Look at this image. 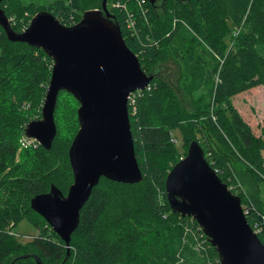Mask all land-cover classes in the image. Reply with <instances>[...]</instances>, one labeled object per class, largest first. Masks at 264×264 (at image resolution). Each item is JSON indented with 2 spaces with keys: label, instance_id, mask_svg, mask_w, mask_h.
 Masks as SVG:
<instances>
[{
  "label": "trees",
  "instance_id": "trees-1",
  "mask_svg": "<svg viewBox=\"0 0 264 264\" xmlns=\"http://www.w3.org/2000/svg\"><path fill=\"white\" fill-rule=\"evenodd\" d=\"M101 1L2 0L0 7L21 32L38 11L69 26L101 8ZM107 7L142 70L153 76L128 99L142 179L129 184L101 177L80 210L67 254L30 199L51 184L66 194L72 183L68 148L79 103L59 91L61 127L51 148L36 142L23 147L25 125L41 117L53 60L41 48L8 40L0 27V264H220L199 224L174 213L164 191L168 171L192 140L241 198L264 244V127L256 135L232 101L264 85V0H107ZM174 131L185 147L180 155ZM34 216L46 228L32 222ZM25 219L40 234L22 243L14 227Z\"/></svg>",
  "mask_w": 264,
  "mask_h": 264
},
{
  "label": "water",
  "instance_id": "water-1",
  "mask_svg": "<svg viewBox=\"0 0 264 264\" xmlns=\"http://www.w3.org/2000/svg\"><path fill=\"white\" fill-rule=\"evenodd\" d=\"M0 27L8 40L41 48L53 60L41 117L25 125L26 137L50 149L57 134L54 111L59 91L69 92L79 103L78 129L68 148L72 183L66 194L51 184L47 192L30 199L31 209L64 241L69 254L80 210L101 177L129 184L142 179L128 99L153 76L142 70L126 45L107 0L69 26L49 11H38L21 32L12 29L0 7ZM164 188L172 211L199 224L220 264H264V244L247 221L241 198L220 179L196 140L168 171Z\"/></svg>",
  "mask_w": 264,
  "mask_h": 264
},
{
  "label": "rangeland",
  "instance_id": "rangeland-1",
  "mask_svg": "<svg viewBox=\"0 0 264 264\" xmlns=\"http://www.w3.org/2000/svg\"><path fill=\"white\" fill-rule=\"evenodd\" d=\"M35 1L39 4H47L52 0H31ZM108 9V7H107ZM109 10V9H108ZM228 41V40H227ZM53 64V63H52ZM180 65V64H179ZM181 67V65H180ZM172 70H175V65L172 64ZM65 96V94H60L61 97ZM233 104L236 109L239 111L243 119L250 125L252 131L256 135L261 134L262 127H264V85L257 86L255 88L246 90L242 93H239L233 97ZM61 110V106L58 102V107L54 114V120L57 128L61 127L58 112ZM173 143L177 148V155H180L184 152L185 147L183 142L181 141V136L178 131H174ZM21 142V139H20ZM36 141L33 140V145H36ZM28 146V145H27ZM24 147V146H23ZM264 158V151L262 152ZM182 158V157H181ZM243 170L242 167H240ZM260 197L262 199V204L264 207V185L260 186ZM32 222L35 224H41L42 228H46V224L43 225L41 219L37 216L32 218ZM30 221L22 220L14 227V235L15 237L22 243L28 242L34 237L40 234V230ZM49 226V225H48ZM51 229V228H50Z\"/></svg>",
  "mask_w": 264,
  "mask_h": 264
},
{
  "label": "built area",
  "instance_id": "built-area-1",
  "mask_svg": "<svg viewBox=\"0 0 264 264\" xmlns=\"http://www.w3.org/2000/svg\"><path fill=\"white\" fill-rule=\"evenodd\" d=\"M131 95V94H130ZM129 98H130V96H129ZM33 140L34 139H32V138H28V137H26L25 135L21 138V144L23 145V146H27V145H30V144H32L33 143ZM243 209V208H242ZM244 212V211H243ZM245 213V212H244ZM254 230V229H253ZM255 232H256V230H254Z\"/></svg>",
  "mask_w": 264,
  "mask_h": 264
},
{
  "label": "flooded vegetation",
  "instance_id": "flooded-vegetation-1",
  "mask_svg": "<svg viewBox=\"0 0 264 264\" xmlns=\"http://www.w3.org/2000/svg\"><path fill=\"white\" fill-rule=\"evenodd\" d=\"M77 109V108H76Z\"/></svg>",
  "mask_w": 264,
  "mask_h": 264
}]
</instances>
